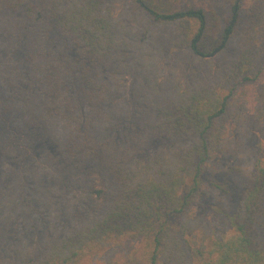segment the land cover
<instances>
[{"label":"trees","instance_id":"16d2710c","mask_svg":"<svg viewBox=\"0 0 264 264\" xmlns=\"http://www.w3.org/2000/svg\"><path fill=\"white\" fill-rule=\"evenodd\" d=\"M118 1L0 0V84L14 99L1 118L30 128L77 183L100 182L67 202L26 166L35 148L14 130L0 138V244L33 221L57 226L0 264H264V161L244 163L250 131L264 130V0L170 12L129 0L120 15ZM172 55L182 79L164 78ZM213 191L219 227L197 214Z\"/></svg>","mask_w":264,"mask_h":264},{"label":"rangeland","instance_id":"374dc122","mask_svg":"<svg viewBox=\"0 0 264 264\" xmlns=\"http://www.w3.org/2000/svg\"><path fill=\"white\" fill-rule=\"evenodd\" d=\"M129 0H119L118 1V13L122 14L124 10H126L128 6ZM146 3L160 11V12H170L177 10L182 3L180 0H146ZM230 49L227 51V57L232 56L234 50L236 48L233 46L229 47ZM176 55V54H175ZM13 60L17 61L22 67H25V55L23 52H20L18 55L12 56ZM167 60V59H166ZM185 59H178L177 56H169L166 61L165 69H164V78L175 77L178 79H182L186 73V66L184 65ZM24 67L22 69H24ZM137 79V78H136ZM135 81V78L132 76L127 77L128 86L132 85ZM26 88V85L23 84ZM252 89L249 88L248 92L251 94ZM13 97L12 95L3 88L2 84H0V111L8 108L7 104L11 101ZM9 119L7 121L3 120L0 116V138L13 134V130L15 131L14 137L18 139L20 145L28 144L31 148H35L36 154L34 156H29V162L26 163V166L38 168L40 173L43 174L44 178H50L52 180L51 183H54L59 187L60 196L64 198L67 202L75 201L79 202L81 195H84L83 187L86 184L92 185V189L100 188V182L96 176H91L90 179H77L76 182L74 176L66 175L64 169L62 170L56 156L54 153L48 148L45 147L44 152L37 151V143L40 141V138L36 137L32 130L26 126L17 130V118L9 113ZM14 117V118H13ZM16 134V135H15ZM246 160L244 163H249L251 166L254 161L262 160L264 161V130H251L246 144ZM34 150V151H35ZM31 149V153L33 152ZM153 152V150L151 151ZM31 160V161H30ZM238 162L237 158H229L223 163H220V167L225 170L229 165L236 164ZM225 177H221L223 180ZM93 180V183L89 182ZM82 184V186H80ZM206 191V190H205ZM242 187L238 185V189L233 190L230 200L224 207L229 211H234L241 199L242 195ZM218 194L216 191H213L209 196L206 195V192L201 196L200 203L198 202V216L199 214L203 218L204 224L207 226L215 225L217 227L221 226L225 222L224 214L220 215L223 209L220 204L217 203ZM219 214V215H218ZM23 216L20 220H24ZM33 228L30 230L28 234L23 237L11 238L10 240L0 244V262L7 260L12 253L19 245H24L31 250L32 253H36L38 246L41 244L44 237L50 233L57 232V226L51 223L50 221L39 222L33 221ZM230 234V233H228ZM227 234V235H228ZM130 264H139L136 261H132Z\"/></svg>","mask_w":264,"mask_h":264}]
</instances>
